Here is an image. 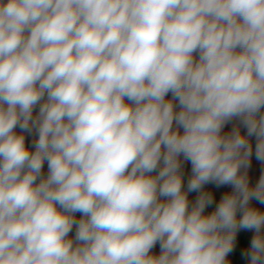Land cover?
<instances>
[{
  "label": "clouds",
  "instance_id": "1",
  "mask_svg": "<svg viewBox=\"0 0 264 264\" xmlns=\"http://www.w3.org/2000/svg\"><path fill=\"white\" fill-rule=\"evenodd\" d=\"M252 137L264 0H0V264H264Z\"/></svg>",
  "mask_w": 264,
  "mask_h": 264
},
{
  "label": "crops",
  "instance_id": "2",
  "mask_svg": "<svg viewBox=\"0 0 264 264\" xmlns=\"http://www.w3.org/2000/svg\"><path fill=\"white\" fill-rule=\"evenodd\" d=\"M195 58L198 59V55H196ZM166 99H171V94L170 93L166 97ZM177 110H179V109H177ZM38 111H39V108L37 107L34 110V115H36L38 113ZM238 124H239V122L234 120L231 123L227 124L223 131L225 133H228V132H230L232 130V128L234 126H236ZM174 127H175V125H174ZM19 131L20 130L17 129L18 133H19ZM180 131L182 133L183 129H180ZM240 131H241L242 134H246V129L243 126H240ZM35 139H38L37 135L34 134L33 136L29 137L27 134H25V142H26V145L28 147H30V148L32 147V142ZM250 142L252 143V146H253V155H252L251 160H250V166L247 169V174H248V178H249V184L254 186L259 181L260 177L262 175H264V162L259 161V160L256 159V156H255L256 140H255V138L254 137L250 138ZM180 159L183 162V168H182V171H183V184H184V188L186 189L188 180H189V178H190V176L192 174L191 173V163L189 161H183V157L182 156L180 157ZM242 171H243V169H242ZM47 174H48V167H47V163H45L44 168H43V175L47 176ZM152 175H156V173L154 172V173H152ZM205 190L212 192L213 195H214L216 203H219L220 198L222 197V195H224L225 193L231 192L232 191V187L225 185V186H222L220 188H217L214 184H207V185H205ZM197 196H198V193H195V192L189 193L188 194V198H189L190 203L194 202L195 199L197 198ZM216 203H214L211 207L206 208L205 213L206 214H210L212 211H214V209L216 207ZM251 204H252V206H254L256 208L264 210V204H260L256 200L251 201ZM80 215H81L80 213H77L76 214L77 218H79ZM69 235L74 238V236H75V228L73 229V232L70 233ZM160 251H161V249H160V246H159V243H158L152 249V254L159 255Z\"/></svg>",
  "mask_w": 264,
  "mask_h": 264
},
{
  "label": "trees",
  "instance_id": "3",
  "mask_svg": "<svg viewBox=\"0 0 264 264\" xmlns=\"http://www.w3.org/2000/svg\"><path fill=\"white\" fill-rule=\"evenodd\" d=\"M252 235V232L243 230L237 233L235 249L227 257L230 264H248L241 253L249 246Z\"/></svg>",
  "mask_w": 264,
  "mask_h": 264
}]
</instances>
